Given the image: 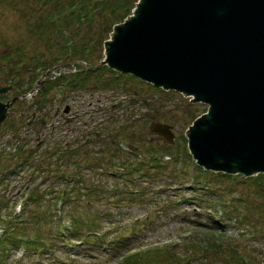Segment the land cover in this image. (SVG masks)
<instances>
[{
    "label": "rangeland",
    "instance_id": "1",
    "mask_svg": "<svg viewBox=\"0 0 264 264\" xmlns=\"http://www.w3.org/2000/svg\"><path fill=\"white\" fill-rule=\"evenodd\" d=\"M19 1L26 10L27 1L31 0ZM8 4L7 0H0V39L6 42L0 46V54L9 53L7 65L0 63V82L10 84L7 83V70L12 69V74H15L13 82L23 81L21 87L15 86V94L20 98L16 99L14 107L11 105V112L0 130V154L8 160L4 168L7 173L0 172V214L5 229L9 207L12 209L13 204L18 206L15 205L16 200L24 199L22 192L27 187H38V191L45 195L39 203L41 207L37 205L35 220L39 212L43 215L47 210L49 221L42 227V233H45L43 249L34 254L31 250L27 251L23 257L20 255L21 252L24 254L23 249L16 251L11 246L5 252L4 263L121 264L128 253L170 249V264H242L241 261L246 259H249L248 264H264V179L258 175L247 178L228 175L233 177L230 179L214 177L203 172L187 151L185 132L194 117L206 112L207 106L193 104L189 98L175 92L161 93L146 86L136 89V85L129 84L125 79L127 91L124 83L118 89L110 90L97 88L90 80L82 89L69 88L65 92V86L58 85L43 92L46 81L52 84L56 79L64 78L60 75H64V79L78 78L79 74L70 75L74 70L71 61H78L75 65L78 72L88 70L85 67L91 66L92 62L88 58L74 57L71 60L62 54L57 62H52L53 65L31 71L27 63L32 53L48 60L51 54L39 42H30L27 48L15 51L17 42L26 35L28 18L25 11L17 12L12 4L9 7ZM33 7L34 4L30 9ZM22 43L28 44L26 41ZM19 59L22 64H12ZM33 77L35 80L31 83ZM40 77L44 81L38 88ZM132 90L138 93L132 94ZM63 98L65 101H62ZM65 107L68 111L62 121L67 123H62L56 112L58 108L61 113ZM153 122L172 126L171 143H167L163 136L149 132ZM65 143L69 146L67 151ZM17 145L19 151L11 158ZM71 151L75 154L68 157ZM100 157L104 158V165L96 166V158ZM140 161L146 167H153L154 164L159 167L149 168L146 174V168L141 166V171L134 174L136 179L123 174L118 178L110 176L114 172H130L134 170L133 166L140 167ZM41 170L46 179L40 180V175H37ZM77 172L82 184L88 188L101 185L109 192L117 185L119 190L131 188L134 194L138 192L134 198L122 194L119 203L107 193L89 197L92 199L88 203L92 204L90 213L101 220L95 229L97 235H103L105 240L107 235L110 238L116 232L129 236L126 251H87L86 246H76V241L67 244L51 241L55 227L67 225L65 207L64 210H57L58 205L52 207L54 197L68 187L71 194L76 192L72 187L75 182L68 184L55 173H69L77 179ZM85 199H78L77 204L81 207L78 211H87L82 206L87 203ZM113 204H118L115 213ZM165 204L178 206L168 208L164 207ZM213 204H234L236 210L232 206L233 210L224 214L222 208L215 210ZM32 207L36 209L34 203L26 205L24 212ZM111 207L114 214L111 212L110 218L104 217ZM60 214L62 222L57 224ZM227 215H231L232 221L224 223ZM134 221H138L137 225H133ZM197 222L203 225L196 227ZM29 232L36 233L35 229ZM207 241H216L218 250H235L237 260L214 255L210 247L204 249ZM242 257L244 259L240 260Z\"/></svg>",
    "mask_w": 264,
    "mask_h": 264
},
{
    "label": "water",
    "instance_id": "2",
    "mask_svg": "<svg viewBox=\"0 0 264 264\" xmlns=\"http://www.w3.org/2000/svg\"><path fill=\"white\" fill-rule=\"evenodd\" d=\"M97 65L206 105L185 132L203 170L264 176V0H137ZM16 99L0 101V130ZM171 129L149 126L167 143Z\"/></svg>",
    "mask_w": 264,
    "mask_h": 264
},
{
    "label": "trees",
    "instance_id": "3",
    "mask_svg": "<svg viewBox=\"0 0 264 264\" xmlns=\"http://www.w3.org/2000/svg\"><path fill=\"white\" fill-rule=\"evenodd\" d=\"M8 7L12 4L17 12L19 10H23L22 4H20L19 0H7ZM14 1V2H13ZM23 1V0H21ZM137 0H31L27 1V8L24 14L28 18L26 22V35L23 37V40L17 42L18 45L15 47V51L21 50L22 48H27L30 42H39L41 43L47 50L48 53L51 54V59H42L41 55L32 53L28 58L27 67L36 72L38 68L41 70L44 69L47 65H53L52 62H57L60 55H64L63 57L69 59L76 58H85L90 59L92 62L91 68L82 72L78 75V78L72 77L71 79L58 78L56 82L50 84L49 81H46V84L43 87V92L46 90H52L53 87L64 85L67 88H78L82 89L85 85L89 83L91 80L94 82V85L97 88H105L110 90H116L120 87L122 83H124V79L129 81V84H134L137 87L136 89L143 88L144 86L151 88L155 91L164 93L162 90L154 88L149 84H145L132 76L129 75H121L116 73L105 66L95 68L98 61L102 57L103 50V42L108 38L109 33L112 30V26L116 23L122 22L126 16L131 14L132 9ZM32 4H34L33 9H30ZM20 18L23 20V16L20 15ZM28 42V44H23L22 42ZM5 44L3 40L0 39V46ZM22 43V44H21ZM8 52H3L0 54V63L3 65H7L8 62ZM64 58V59H65ZM21 59L15 60L12 64H22ZM7 83L10 82L13 86H20L23 80L19 82H13L14 75L12 74L13 69L11 71L7 70ZM15 73V69H14ZM105 75H102V74ZM35 75V74H34ZM35 77V76H34ZM31 80V83L34 82L35 78ZM11 81H10V79ZM28 83V82H27ZM49 83V84H48ZM125 84V83H124ZM126 85V91L128 85ZM30 86V83H29ZM40 86H38L39 88ZM55 87V88H56ZM137 91V90H136ZM132 90V94H136V92ZM195 118V117H194ZM186 119V118H184ZM158 149H156L157 151ZM19 151V147L10 155L12 158ZM72 153L75 154L74 151L69 152L68 157H72ZM120 154V152L118 151ZM130 153V151H129ZM104 158H96L95 165H104ZM6 158L3 154H0V170H6L7 162ZM140 167L133 166L134 170H130V172H117L110 174L112 178L128 176L130 179H136L134 174H138L141 166L146 168L145 173L147 174L149 168L159 167L154 164L153 167H146L144 162H139ZM19 166V165H17ZM97 169V168H95ZM94 169V170H95ZM205 172V171H203ZM43 171L41 170L37 175H40L41 178L46 179L44 177ZM58 177H62L63 180L67 181L68 184H74L72 186L75 188L76 192L71 194L69 191V187L67 189L62 190L61 192H57L56 197L53 199L52 207L63 209L65 207V212L67 213V225L62 227H55L53 234H51V241L53 243L57 241H62L63 244H67L71 241H76V246H81L90 250H103L109 249L111 252H116L119 250L126 251L129 246V236L122 235L120 232H116V234H111L110 238L104 239L103 235H97L95 229L99 226L100 218L99 216H95L93 213H90L89 208L92 204H88L92 199L89 197H100L101 195H105L106 193L115 197L117 199V203L121 202L122 194L126 196H130L134 198L137 196L136 192L133 193L131 188H127L124 191L117 189L118 186L115 185L112 187L109 192H106L104 186L97 185L93 188H88L82 184L81 176L77 172L78 176L75 179L71 174L67 173H55ZM207 174H212L217 178H233L228 175L222 173L213 174L207 171ZM36 175V176H37ZM238 177V176H236ZM240 177V176H239ZM259 178L264 179L263 175H258ZM2 177L0 176V183L2 182ZM38 187H27L26 196L24 198V202L21 205L19 213H13L11 206L9 207V211L7 214L8 221L6 222L5 229L2 222L4 220L1 219L2 215L0 214V224L3 226V232L0 235V264H5L4 259L6 257L5 252L8 251L9 247L18 249H23L25 253L27 251H33V254L36 253L39 249L44 248L45 233H42V227L44 223L49 221V216H47V210L42 215L41 212L38 219L35 220V214L37 211V205H39L41 199L44 197ZM231 190V189H230ZM42 192V191H41ZM260 192V191H259ZM143 194V192L141 193ZM140 194V195H141ZM85 196L88 197L87 200ZM52 198V197H49ZM78 199H85L87 203L82 205L87 209L86 212H82V210L78 211V208L81 207L77 204ZM34 203L36 209L34 207L31 208L30 211L24 212L25 206ZM73 203V204H72ZM65 204V205H64ZM114 213L118 207V204H113ZM234 204H213L214 209L217 210L222 208L224 214L230 213L233 209L232 206ZM264 205V204H263ZM173 208L178 206V204H165L164 207ZM41 207V205H39ZM110 209V212L105 214L104 217H109L113 213V209ZM225 208L226 211H225ZM234 208V206H233ZM1 209V204H0ZM41 209V208H40ZM201 209V208H197ZM235 209V208H234ZM64 210V209H63ZM236 210V209H235ZM193 211V210H192ZM195 211V210H194ZM25 213V215H24ZM84 214L85 217L82 215ZM24 217H27V219ZM36 223H33V221ZM145 222L144 220H142ZM224 223H229L232 221L231 215H227V218L223 220ZM61 214L58 216V223H61ZM138 221H134L133 225H137ZM146 223V222H145ZM56 224V225H57ZM141 224V222H139ZM217 223H215L216 225ZM32 225V226H31ZM203 224L197 222L196 227H201ZM30 229H35V232H29ZM125 232V231H124ZM209 235V232H206ZM212 235V234H210ZM106 236V235H105ZM75 238V239H74ZM198 239V235L195 237ZM74 239V240H73ZM200 246L199 244H197ZM49 246V245H48ZM65 246V245H63ZM216 241L209 242L205 244L203 247L207 249L210 247V250L214 255H223L227 260H236L238 256L235 253V250H231L229 248L225 250H218L216 248ZM80 247V248H81ZM40 251V250H39ZM128 252V251H127ZM217 253V254H216ZM20 259L16 260L19 261ZM172 260V252L170 249H155L143 251L140 253L126 254L123 257V261L121 264H170ZM242 260V258L240 259Z\"/></svg>",
    "mask_w": 264,
    "mask_h": 264
},
{
    "label": "flooded vegetation",
    "instance_id": "4",
    "mask_svg": "<svg viewBox=\"0 0 264 264\" xmlns=\"http://www.w3.org/2000/svg\"><path fill=\"white\" fill-rule=\"evenodd\" d=\"M0 84L1 85H8V84H2L1 82H0ZM14 87V86H13ZM17 92V90H15V87H14V89L11 91V93H10V96H17V94H15L16 92ZM67 90L65 89V92H66ZM14 93V94H13ZM9 96V97H10ZM17 97H20V96H17ZM9 100V98H8V96L7 97H4V96H0V101H2V102H6V101H8ZM62 101H65V98H63L62 99ZM10 102V101H9ZM19 103L21 104V102L19 101ZM15 103H12V106L14 105ZM12 106L9 108V110H8V113L10 114V112H11V108H12ZM14 107V106H13ZM68 111V107L66 108L65 107V109H62L61 110V113H60V110H58V108H57V114H58V117H59V119H60V121L62 122V123H67V121H62V118L64 117V113H66ZM65 145H67L66 143H65ZM244 258L242 257V260H243ZM237 260V259H236ZM236 260H234V261H236ZM241 263L242 264H248L249 263V259H246V261H241Z\"/></svg>",
    "mask_w": 264,
    "mask_h": 264
}]
</instances>
